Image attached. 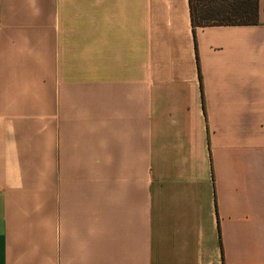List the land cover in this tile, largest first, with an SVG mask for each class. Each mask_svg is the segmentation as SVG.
Instances as JSON below:
<instances>
[{
	"label": "crops",
	"instance_id": "crops-1",
	"mask_svg": "<svg viewBox=\"0 0 264 264\" xmlns=\"http://www.w3.org/2000/svg\"><path fill=\"white\" fill-rule=\"evenodd\" d=\"M0 264H264L259 23L189 0H0Z\"/></svg>",
	"mask_w": 264,
	"mask_h": 264
},
{
	"label": "trees",
	"instance_id": "trees-1",
	"mask_svg": "<svg viewBox=\"0 0 264 264\" xmlns=\"http://www.w3.org/2000/svg\"><path fill=\"white\" fill-rule=\"evenodd\" d=\"M194 26L259 23V0H189Z\"/></svg>",
	"mask_w": 264,
	"mask_h": 264
},
{
	"label": "rangeland",
	"instance_id": "rangeland-1",
	"mask_svg": "<svg viewBox=\"0 0 264 264\" xmlns=\"http://www.w3.org/2000/svg\"><path fill=\"white\" fill-rule=\"evenodd\" d=\"M51 33H39V32H23V33H17V32H4L0 31V57H3L5 55V52H8L7 54H10L11 48L5 47L7 45V41L13 40H27L32 45L35 43L36 45L42 46L43 44H37L38 41H43L46 38H50ZM43 53L45 48L42 46L40 49Z\"/></svg>",
	"mask_w": 264,
	"mask_h": 264
}]
</instances>
